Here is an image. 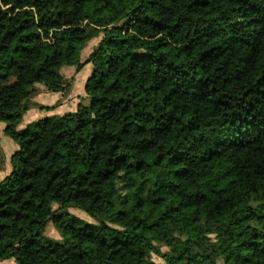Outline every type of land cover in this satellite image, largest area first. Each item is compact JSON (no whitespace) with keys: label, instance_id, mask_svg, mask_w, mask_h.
<instances>
[{"label":"trees","instance_id":"trees-1","mask_svg":"<svg viewBox=\"0 0 264 264\" xmlns=\"http://www.w3.org/2000/svg\"><path fill=\"white\" fill-rule=\"evenodd\" d=\"M87 64L88 103L20 128ZM0 121V262L264 264V0H0Z\"/></svg>","mask_w":264,"mask_h":264},{"label":"rangeland","instance_id":"rangeland-1","mask_svg":"<svg viewBox=\"0 0 264 264\" xmlns=\"http://www.w3.org/2000/svg\"><path fill=\"white\" fill-rule=\"evenodd\" d=\"M100 39L101 38L98 37L96 39L89 41L86 44L85 48L82 51V56H81L82 61H85L89 57V55L91 54L93 49L98 45ZM91 71H92V65L91 64L85 65L80 70L77 69L76 67H65V68H63L62 73L67 78V81L69 83L68 87L65 91L68 90V93H70L71 90L75 89L77 82L81 83V86H82V82L85 79L87 82L88 78L90 77ZM38 88H39V90H45L46 89L45 87H43L41 85H38ZM78 90L81 91L82 89L78 88ZM38 95L39 94H36L35 97H32V99H30L28 106L32 107L34 105L35 102L33 101V99L37 98ZM80 102L88 103L89 100L87 98V95ZM45 113L48 114L46 111H45ZM25 115L23 116V120H22L21 124L26 126V118H27V115H29V113H27L26 116ZM41 116L38 115V117H41ZM36 120H38V118L35 119L34 121H36ZM34 121H32V122H34ZM4 128H5V123L0 121V176H3L4 174L7 173L8 168H9V164L11 165V156L18 149L17 143L15 141H13L10 137L5 135V133L3 132ZM55 208H57V206H55ZM68 210L70 213L74 214L75 216L79 217L80 219H83L87 223H91V224L97 223L93 217L88 215L83 210H80V209L74 208V207H71ZM44 234L50 238L57 240V241H62L65 238V236L61 234V232L57 229V227L55 226V224L53 222L48 223V225L44 231ZM131 239L135 243H139L141 241V238L138 236H131ZM182 248L183 249L185 248L186 252L188 250V253L192 252V249H190L189 247H185V245H182V244L175 246L173 248V250H180ZM214 249H217V245L215 242H212V245L207 247L206 252L211 255L213 253ZM161 250L167 251L168 248L165 246H161ZM152 261H155V262L161 261L160 258L154 252L152 253ZM152 261L148 260L147 262H148V264H150ZM0 264H17V263L15 262L14 259H11V260L1 261Z\"/></svg>","mask_w":264,"mask_h":264},{"label":"crops","instance_id":"crops-1","mask_svg":"<svg viewBox=\"0 0 264 264\" xmlns=\"http://www.w3.org/2000/svg\"><path fill=\"white\" fill-rule=\"evenodd\" d=\"M85 87H86V79L82 82V86L81 83L77 82L75 89L71 90L70 93H68V90L64 92H49L47 89L39 90L37 86V92L32 97H35L36 94H39L40 96L38 95L37 98L33 99V101L35 102L34 105L32 107L28 106V110L24 113V115L25 114L27 115V113H29V115H27V118L25 117L26 125L31 123L37 118L41 119L46 116H50L54 114L63 115L66 113L76 111L80 101L86 96ZM78 88H81L82 92L79 91ZM45 111L48 114H46ZM38 115L39 116L42 115V116L38 117ZM23 127H25V125L21 124L20 128ZM10 171H11V165L9 164L7 173L4 174L3 176H0V181L4 179L10 173Z\"/></svg>","mask_w":264,"mask_h":264}]
</instances>
